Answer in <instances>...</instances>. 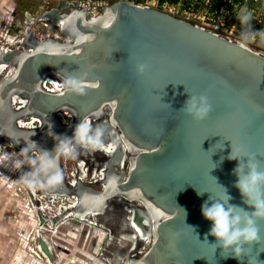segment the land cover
Segmentation results:
<instances>
[{
    "label": "water",
    "instance_id": "1",
    "mask_svg": "<svg viewBox=\"0 0 264 264\" xmlns=\"http://www.w3.org/2000/svg\"><path fill=\"white\" fill-rule=\"evenodd\" d=\"M73 7L62 3L40 16L59 26L69 43L39 42L31 30L22 51L0 53V63L13 68L0 79V143H12L8 133L20 135L21 143L11 147L19 153L34 131L30 139L51 151L56 141L48 135V123L54 135L71 137L81 118L87 116L94 125L105 119L127 153L125 176L111 169L120 159L116 150L99 190L81 183L69 188L63 182L58 190L41 191L44 195H73L76 203L69 212L80 221L84 215L100 214L113 199L141 203L150 215L151 238L141 255L127 257L122 264H264L260 251L264 223L259 224L260 245H246L241 261L231 254L224 258L212 244L214 237L203 242L211 222L202 215L210 197L226 199L224 189L230 204L253 211L235 187L238 178L233 170L239 161L228 156L232 152L243 159L256 154L264 166V114L257 112L264 108V55L247 46L240 49L237 41L208 29L127 2H113L94 18ZM138 64L148 66L142 76L135 74ZM79 69L89 70V79L98 80L100 88L83 98L61 97L58 91L42 88L46 79L61 83L63 70ZM188 92L208 97L212 111L203 122L179 112ZM16 97L24 99L18 110L11 105ZM60 114H68L70 122L61 123ZM29 117L39 120L38 129L16 126L17 120ZM19 175L14 171L16 181ZM111 177L118 178L117 186L109 185ZM84 192L102 197L95 209L82 206ZM34 211L41 230L45 219ZM60 217L48 220L55 225ZM40 248L47 252L43 244Z\"/></svg>",
    "mask_w": 264,
    "mask_h": 264
},
{
    "label": "clouds",
    "instance_id": "2",
    "mask_svg": "<svg viewBox=\"0 0 264 264\" xmlns=\"http://www.w3.org/2000/svg\"><path fill=\"white\" fill-rule=\"evenodd\" d=\"M237 19L241 25L238 42L240 49H244L246 45L254 42L258 35L264 39V32L252 29L253 13L246 6L239 9ZM147 70L146 64H138L135 67V74L142 76ZM63 71L66 75L62 82L56 85L61 97L69 95L83 98L88 95L90 90L100 88L98 80L89 79V70L79 69V71L71 73ZM211 111L212 105L206 95L196 96L189 93V99L186 100L184 107L179 112H183L193 121L200 123L207 119ZM257 112L264 114V108H257ZM48 128V135L56 141L55 147L51 151L40 148L36 142L30 139L35 135L34 131L23 142L25 146L19 153L8 152L5 147H0V167H7L19 172L20 175L16 183L26 189L45 192L60 189L64 182L61 160H75L82 150L86 152L106 151L105 138L110 135V131L105 125H93L87 116L81 118L71 137L54 135L50 123H48ZM7 137L12 141L7 146L8 148L21 143V137L18 134L8 133ZM245 158H247L246 162ZM228 159L239 161L233 170L238 178L235 187L239 189L243 202L253 211L248 212L237 205L230 204L231 197L227 195L226 189H224L226 199L214 200L210 197L209 201H206L202 206V215L211 222L210 231L203 242H208L207 237L212 236L215 238V243L212 244L216 249L222 250L221 255L224 258H228L231 254L232 258L243 261L245 246L251 247L261 243L259 224L264 223V166L261 165L256 154H245L241 159L239 154L233 155L231 152ZM108 183L115 187L118 184V178L111 177ZM197 194L202 195L203 193L197 191ZM101 199L100 195L84 192L81 195V204L84 208L93 210L99 205ZM197 239H199L198 236ZM249 264H251L250 261Z\"/></svg>",
    "mask_w": 264,
    "mask_h": 264
},
{
    "label": "rangeland",
    "instance_id": "3",
    "mask_svg": "<svg viewBox=\"0 0 264 264\" xmlns=\"http://www.w3.org/2000/svg\"><path fill=\"white\" fill-rule=\"evenodd\" d=\"M38 4L39 0H0V34L5 30L2 21L10 8L14 11L11 16L19 20L23 12L34 13ZM259 32H264V28ZM218 34L239 42V33L235 29L225 27L218 31ZM2 42L0 39V44ZM246 46L264 55V39L259 35L254 42ZM0 147H5L8 152L18 153L2 143ZM82 153L96 158L98 162L104 157L101 151L82 150L75 160H61L63 172L73 170ZM13 173L14 171L7 167H0V264H122L127 257L139 256L136 252L146 241L140 239L132 227V230L128 227L132 207L122 199L109 201L102 213L87 218V223L66 218L57 228H47L37 236L34 232L37 219L31 214V202L24 188L17 190V187L12 185ZM69 180L64 177L65 184V181ZM89 182L91 178L88 175L82 185L94 190L100 189L98 184ZM26 190L32 194L31 200L36 199V206L39 207L44 200L43 193L40 190ZM70 203L68 198L58 199L54 204L51 203V210L55 211V207L67 206ZM32 204H35V201H32ZM39 212L44 218V213ZM44 219V226L50 227V221ZM40 244L46 247L45 257L38 251ZM29 246L35 256L28 252ZM147 246L148 244L144 245V250Z\"/></svg>",
    "mask_w": 264,
    "mask_h": 264
},
{
    "label": "built area",
    "instance_id": "4",
    "mask_svg": "<svg viewBox=\"0 0 264 264\" xmlns=\"http://www.w3.org/2000/svg\"><path fill=\"white\" fill-rule=\"evenodd\" d=\"M116 1H123L138 7L157 10L215 33H218L222 28L228 27L237 30L239 34L241 25L239 24L240 28H237L238 22L236 23L231 20L229 7L231 6V11L236 13L235 17L237 18L239 9L246 6L253 13L251 22L252 29L259 32L264 28V0H39L35 12L32 14L23 12V16L19 20L11 16L14 12L12 8L9 9L10 11L6 12L7 16L2 21L5 30L0 34V39L3 41L0 44V52L10 53L13 51H22L23 42L31 30H33L34 39L39 42L53 41L69 43L68 39L59 32V26L40 19L41 14L50 8H57L60 4L66 3L69 8L73 5V8L78 11L83 9L88 18H94L101 13L103 8ZM27 51H29V49ZM4 70H7V72L3 73ZM8 71L6 67L0 69V79L6 77ZM58 83L57 81L46 79L42 83V88L48 92H55L58 91L56 87ZM11 105L15 110H18L23 107L24 99L22 97H16L11 101ZM57 118L63 124H68L71 120L68 114H60ZM15 124L21 129H38L40 127L39 120L31 117L19 119ZM107 143L109 142L105 139V144ZM112 155L111 153L104 152L103 159L98 162L96 158L87 154L83 155L82 153L80 159L75 163V168L73 167V170L64 172V177L66 176L67 179H70L69 181H65L67 186H72L75 182L82 184L83 180L89 175L92 182H89V184H98L101 187L103 181L102 172H104V168H106ZM122 156L123 159L121 161L119 159L117 162L118 166L115 164L112 166V169L116 174L123 172L124 174L122 177H124L127 169V153L125 150ZM90 166L92 167L90 168ZM12 185L14 187L16 186L17 190L18 188L23 189L16 183L15 178L12 181ZM43 196L45 197L44 194ZM150 238L139 248L136 252L137 255H141L146 250H144L143 247L149 244Z\"/></svg>",
    "mask_w": 264,
    "mask_h": 264
},
{
    "label": "bare ground",
    "instance_id": "5",
    "mask_svg": "<svg viewBox=\"0 0 264 264\" xmlns=\"http://www.w3.org/2000/svg\"><path fill=\"white\" fill-rule=\"evenodd\" d=\"M3 67H6V69L9 70L8 71V75L10 73H12L13 68H12V66L10 64H7L6 65V63L5 64L0 63V69H2ZM6 72H7V70H4L3 73H6ZM91 122L94 123L95 121H91ZM96 124H103V125H105L109 129L110 135H108L107 138H106L109 143L105 144V148H107L106 149L107 152L108 153H111V154H114L116 150H119V152H120V161H121L123 159L122 153L124 151V148L120 145V141L118 140L119 136L116 134V132L114 131L113 127L108 123L107 120L105 121L104 119H101L98 123H95V125ZM24 129H28V128H24ZM116 166H118V163H116ZM111 169H112V167H111ZM106 171H107V169L104 168V172H102V175H103V179L102 180H104V178H105V172ZM113 173L115 175H118L114 171H113ZM77 183H79V182H75L72 186H69L68 185V187L69 188L75 187ZM18 185L21 186L20 184H18ZM31 195L29 194V197L30 198H31ZM66 198L70 199V201H71V203L69 205L63 206L64 208H68L66 212H63V213H61V214L58 215V212H59L60 207H58V210L57 211H54V209H53V211L51 210V207H52L51 206V203L54 204V202L56 200H58V199H66ZM32 199L33 200H31V201H33V203L35 201V204H33V205H35L34 206V209H38V211L43 212L44 213L43 214L44 215V218H46V221L47 222H49L48 219H50V218H54V219L56 218L57 219V217L59 218L61 216L60 219L55 223V225H51L50 222H49L50 227H48V226L45 225L44 226L45 229L42 228L41 230H39V227L37 226V224H35V227H34L35 234H38L39 235L41 233V231L47 230V228H52V229L57 228L59 225H61V224H63L65 222L66 218L73 219L72 218L73 217V213L72 212H69V211H72V209L74 207V203H76V198L73 195H71V196L52 195V196H49V197L47 195H45L44 200L40 203V206L39 207L36 206V204H37L36 203V199L35 198H32ZM124 201H127V200L124 199ZM127 202L130 203L129 207L130 206L132 207L131 208L132 215L134 214V217H132L133 218V221H131L132 219L130 218V226L134 229V231L137 233V235L139 236L140 239H142L143 241H146L147 242L148 239L151 237L152 222H151L150 217H149L150 215L148 213L147 214L145 213L144 206L141 203H138L137 201H127ZM29 205L31 206V214H32V216L36 217L35 216V211L33 209L32 204H29ZM141 208H143L144 211ZM49 212H53V214H51ZM101 213L102 212H100V214ZM46 214H48L50 216H47ZM96 215H98V214L84 215V216L81 217V221L80 220H75V221L82 222V223H84V222L87 223V220H86L87 218L94 217ZM140 227L142 229L141 232L139 231V228ZM141 234H142V238H141ZM38 251H40V253L43 255L42 257H45L44 256L45 255V251H43L42 248L39 247L38 248Z\"/></svg>",
    "mask_w": 264,
    "mask_h": 264
},
{
    "label": "trees",
    "instance_id": "6",
    "mask_svg": "<svg viewBox=\"0 0 264 264\" xmlns=\"http://www.w3.org/2000/svg\"><path fill=\"white\" fill-rule=\"evenodd\" d=\"M229 9H230V16H231V20H233L234 22H238V24H237V28H240V22H239V20H237V18L235 17L236 16V13H234V11H231L232 10V8H231V6L229 7Z\"/></svg>",
    "mask_w": 264,
    "mask_h": 264
},
{
    "label": "flooded vegetation",
    "instance_id": "7",
    "mask_svg": "<svg viewBox=\"0 0 264 264\" xmlns=\"http://www.w3.org/2000/svg\"><path fill=\"white\" fill-rule=\"evenodd\" d=\"M99 152H100V151H99ZM101 152H103V151H101ZM105 152H107V150H106ZM103 153H104V152H103ZM67 209H68V208H64L63 206H62V207L60 206V209H59L58 215L61 214V213H63V212H66ZM57 210H58V207H57V208L55 207V211H57ZM128 227L132 230V228H131V226H130L129 223H128Z\"/></svg>",
    "mask_w": 264,
    "mask_h": 264
},
{
    "label": "crops",
    "instance_id": "8",
    "mask_svg": "<svg viewBox=\"0 0 264 264\" xmlns=\"http://www.w3.org/2000/svg\"><path fill=\"white\" fill-rule=\"evenodd\" d=\"M29 213H30V212H29ZM29 249H30V246L27 247V250H28L29 253H32V254L35 256V254H34L32 251H30Z\"/></svg>",
    "mask_w": 264,
    "mask_h": 264
}]
</instances>
